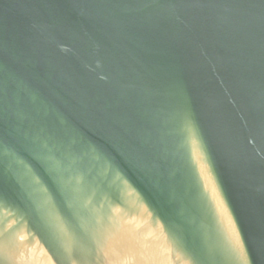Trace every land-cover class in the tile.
<instances>
[{
    "label": "water",
    "instance_id": "95a60500",
    "mask_svg": "<svg viewBox=\"0 0 264 264\" xmlns=\"http://www.w3.org/2000/svg\"><path fill=\"white\" fill-rule=\"evenodd\" d=\"M0 264H264V0H0Z\"/></svg>",
    "mask_w": 264,
    "mask_h": 264
}]
</instances>
